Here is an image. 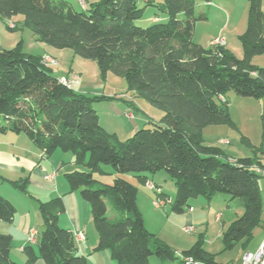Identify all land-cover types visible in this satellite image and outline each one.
<instances>
[{
  "label": "trees",
  "instance_id": "16d2710c",
  "mask_svg": "<svg viewBox=\"0 0 264 264\" xmlns=\"http://www.w3.org/2000/svg\"><path fill=\"white\" fill-rule=\"evenodd\" d=\"M144 1V0H143ZM202 0H98L82 9L56 0H0V19L23 15L37 37L57 48L97 62L105 76L124 77L134 96L162 110L160 120L121 139L100 121L94 102L108 98L75 90L43 63L42 55L27 54L22 41L12 48L0 44V133H24L46 154L71 151L86 168L67 173L71 190L90 204L99 239L97 250L109 249L118 264H151L150 257L174 260L177 251L146 227L138 205V185L165 171L175 183L171 209L186 211L192 197L211 200L218 193L238 198L244 208L223 232L227 248L252 240L262 222L259 186L264 162L254 157L228 158L223 150L203 141V130L214 124L236 127L227 93L264 96L263 0H249L248 22L240 34L244 55L224 46L205 47L194 40L196 23L207 17ZM206 2L212 0H203ZM155 6L156 20L137 22L146 7ZM10 30L17 28L7 25ZM111 165V183L95 174ZM264 177V176H263ZM168 202L169 194L158 192ZM65 210L58 195L40 201L44 226L36 244L23 247L26 261L45 264H88L78 253L73 232L59 224ZM113 211V216L108 211ZM15 204L0 194V220L12 222ZM12 236L0 231V264H22L11 256ZM219 264L199 239L184 257Z\"/></svg>",
  "mask_w": 264,
  "mask_h": 264
},
{
  "label": "rangeland",
  "instance_id": "374dc122",
  "mask_svg": "<svg viewBox=\"0 0 264 264\" xmlns=\"http://www.w3.org/2000/svg\"><path fill=\"white\" fill-rule=\"evenodd\" d=\"M63 2L65 5H72L76 9H82L80 0H56ZM86 7L92 2L98 0H83ZM148 1V0H144ZM144 1L140 3L144 5ZM213 6H209L207 17L196 23L194 32V40L205 47L212 46L216 38H224L227 42L226 47L229 48L236 56L243 57L244 51L240 34L245 30L248 22L249 0H215ZM214 2V1H213ZM264 8V0L262 1ZM158 11L155 6L148 5L145 9L143 17L138 20L141 26L149 25L151 17ZM24 16L16 15L10 20L0 19V44L4 48H12L19 41H22L23 51L27 54L42 55L49 54L57 59V64H49L54 70V74L63 76L79 75V79L74 84L78 89L88 94L94 95H130L126 79L113 72H108L105 76L97 62L92 59L83 58L73 51L71 48H57L41 41L26 25L23 23ZM10 23L12 27L17 28L10 30L7 25ZM254 62L264 66V56L258 55L254 58ZM136 97L141 115H145V120L158 121L163 115L162 110L148 103L141 97ZM228 108L236 127L228 124L209 125L203 130V141L220 147L225 156L228 158L254 157L264 160V96L260 98L246 97L237 94L235 90L227 93ZM106 103V104H105ZM110 102H94V106L105 105L100 108L102 122L105 125L107 121H111L106 117L113 115L114 119H119L118 125L122 126L127 123V119L132 121L126 115L124 107L123 115L116 114L109 109L107 105ZM125 104V103H124ZM136 113L137 109L130 108ZM117 119H116V118ZM120 117V118H119ZM103 125V126H104ZM152 123H148L151 126ZM113 132L112 129H110ZM120 131V138L126 139L132 133ZM65 153V152H62ZM66 156V170L61 171L69 173L75 169L86 168L82 165L71 162L73 153L69 151ZM69 162V163H68ZM104 172L96 173L95 176L102 182L111 183L113 172L111 165L102 166ZM130 180L134 179L133 174H125ZM157 180L165 184L167 193L174 195L176 193L174 180L165 172L159 171ZM164 175V177H162ZM165 178V180L163 179ZM259 186L263 198V212L261 216V224L253 231L252 240L243 244V241L237 243L233 248H227L224 240L223 232L227 227L244 212L241 201L238 198H229L224 193H218L211 200H206L203 196L192 197L189 200V206H186L185 214L174 213L171 209V202L166 205L156 206V197L152 201L146 198L144 201L145 211L144 218L146 227L149 231L157 234V236L169 244L177 251V257L174 260L162 261L157 256L150 257L151 264H179L181 261L182 251L189 249L199 239L202 240V246L210 252L215 261L219 264H240L243 255L247 251H254L258 248L264 237V177H260ZM37 190V189H36ZM193 209L190 210L189 208ZM220 214V218L217 215ZM109 216H113V211H108ZM39 230L43 229V220L36 224ZM94 225V224H93ZM92 226V229H94ZM186 227H191V231H186ZM15 256L20 257L18 251L14 249ZM17 257V258H18ZM15 261L22 263L23 261Z\"/></svg>",
  "mask_w": 264,
  "mask_h": 264
},
{
  "label": "crops",
  "instance_id": "0c3cea01",
  "mask_svg": "<svg viewBox=\"0 0 264 264\" xmlns=\"http://www.w3.org/2000/svg\"><path fill=\"white\" fill-rule=\"evenodd\" d=\"M213 3L217 2L215 0L209 2L202 0L201 6L207 8L208 13V9L211 10L209 6H213ZM156 19L155 15L151 17V20ZM74 88L77 91L85 92L75 86ZM106 96H108V98L97 102H110V105H107L109 109H113L111 110L112 112L115 110L116 112L114 113L120 114L121 116L126 106L129 110L126 109L124 113L132 120L130 121L127 119V123L120 126L118 125V117H115L117 119L115 120L113 115L110 114L109 117H106V121L107 119L111 121H107L104 125L102 122V114L99 109H102L105 105L98 106L97 104L95 107L100 116V121L109 131L112 129L113 132H117L120 136V131L132 133L149 123V120H145L146 116L141 115L140 108L136 103L138 99L136 100V97H134L131 91L130 95L108 94ZM131 107L137 109L136 113L131 111ZM129 112L131 113L130 115L128 114ZM67 154H69V151L58 149L51 155H48L43 150L39 149L24 133H0V194L10 199L17 208L12 222L0 220V231L9 233L12 236L11 256L13 259H17L20 262L23 261L24 263L26 261L23 247L29 244L27 241L28 232L31 228H36L39 233L41 232L36 225L39 221L43 220L40 211V201L60 195L63 197L65 210L59 214V224L62 227L70 229L74 236L77 232H83L85 234V240L76 241L78 253L88 258V264H118L112 258L109 249H96L99 235L95 227L92 229L94 223L90 204L81 196L79 190H71L66 172H64V174L61 173L63 169L66 170L67 168V165H65L66 156H69ZM257 159L264 162L263 159ZM70 163L75 166L77 164L74 154ZM53 173L55 174L54 179L49 180L47 177ZM157 174L158 172L150 177L155 185L153 188L148 184L139 183L135 176L134 179L131 180L139 187L138 205L143 216L146 212H144V201L141 203V200L146 198L148 201H152L153 197L157 199L160 198L157 197L158 192H167L165 184L156 179L158 176ZM162 177H164V175H162ZM163 179L165 180V178ZM173 199L174 195L169 194L168 202H172ZM187 213L185 214L183 212L179 214L181 216H187ZM14 249L18 251L20 257L15 256ZM34 264L45 263L43 259L39 258Z\"/></svg>",
  "mask_w": 264,
  "mask_h": 264
},
{
  "label": "built area",
  "instance_id": "2783aa9c",
  "mask_svg": "<svg viewBox=\"0 0 264 264\" xmlns=\"http://www.w3.org/2000/svg\"><path fill=\"white\" fill-rule=\"evenodd\" d=\"M81 7L86 8V4L84 3L83 0H80ZM212 45L214 46H224L226 45V40L224 38L218 37L213 41ZM42 61L44 64L49 65H56L57 64V59L49 54H46L43 56ZM79 79V75L75 74L73 76H63L60 77V80L67 84L68 86L74 88V84L77 82ZM129 115L131 114L130 112L128 113ZM259 172L262 173L264 176V166L263 167H258ZM55 177V174L49 175L47 178L49 180H53ZM151 188L155 187L154 183L152 181L147 183ZM166 204V200L163 198H158L155 200V205L156 206H163ZM190 210L193 208L190 207ZM220 214L217 215V218H220ZM186 231H191V227H186ZM39 238V232L36 228H31L30 231L28 232V239L27 241L30 244H36ZM75 239L76 241H83L85 240V234L83 232H77L75 233ZM184 264H214V263H209L207 261L199 260L196 259L193 256H187L184 257ZM233 264V263H232ZM241 264H264V237L258 248L254 251H247L242 257Z\"/></svg>",
  "mask_w": 264,
  "mask_h": 264
}]
</instances>
